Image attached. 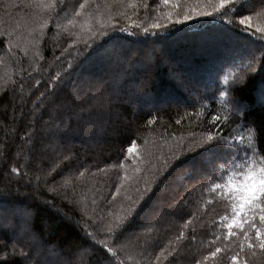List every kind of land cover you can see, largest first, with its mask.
<instances>
[{"label": "trees", "instance_id": "16d2710c", "mask_svg": "<svg viewBox=\"0 0 264 264\" xmlns=\"http://www.w3.org/2000/svg\"><path fill=\"white\" fill-rule=\"evenodd\" d=\"M38 2L0 0V216L8 219L0 228V264H24L20 249L30 254L31 264H54L53 250L67 255L90 245L88 233L113 247L116 236L108 228L143 193L142 177L173 151L207 143L209 132L223 137L224 147L237 136L247 145L251 136L256 154L264 155L259 131L264 128V66L254 63L252 72L245 67L250 54L261 57L259 36L211 17L179 25L178 32H143L158 16L173 13L175 18L204 0L200 5L148 0L150 10L141 8L137 15L125 7L130 0H94L86 9L90 15L75 18L73 6L83 0H67V8L58 4L50 11ZM246 2L257 11L264 7V0ZM253 23L264 28V17L254 16ZM105 34L122 42L112 57L93 53ZM239 76L243 81L233 86ZM232 97L244 106L246 118L233 110ZM214 115L221 116L218 126ZM132 141L138 149L129 156ZM217 156L222 158L207 165L196 157L191 168L177 169L161 184L149 205L152 219L141 214L119 236L120 244L134 242L124 251L114 247L124 264H157L156 256L158 264H195L209 250L230 243L217 221L230 216L231 208L211 186L224 182L227 173L220 166L231 168L235 153ZM117 186L121 191L114 199ZM25 212L40 234L38 242L24 233ZM181 232L184 237L176 241ZM172 247L178 254L169 255ZM87 259L104 264L99 245ZM207 264L229 262L217 258Z\"/></svg>", "mask_w": 264, "mask_h": 264}, {"label": "snow or ice", "instance_id": "6c2138e0", "mask_svg": "<svg viewBox=\"0 0 264 264\" xmlns=\"http://www.w3.org/2000/svg\"><path fill=\"white\" fill-rule=\"evenodd\" d=\"M94 0H83L79 3L78 8H74L72 12L73 18L80 15H90L86 12V9L92 7ZM123 3V0H114V3ZM154 2V0H153ZM173 0H162V3L168 5ZM198 5L201 4V0H196ZM63 5L67 8V0H39L38 6L43 7L46 10H54L57 6ZM99 8V5L96 6ZM125 7H131L133 9V15H137L141 8L146 11L150 10L148 0H130L125 4ZM67 15V13H66ZM264 17V7H261L259 11L255 8H249V3L246 0H204L202 6L192 7L183 13H167L158 16L155 22L151 23L148 27L143 28V32L148 35L150 29L165 30L167 34L168 30L180 31L179 25H184L188 21H195L200 17H211L215 21L222 22L223 25L230 29H239L243 32L251 31L252 36H259L261 47L258 51L261 52V57H257L255 54H250L248 64L245 66L247 72L255 71L252 67L254 63L259 62L261 66H264V28H257L253 23V17ZM161 20L164 22L162 23ZM75 20L69 19L68 24L74 25ZM43 28L44 25H41ZM91 31V29H90ZM101 33L103 30L101 29ZM152 35L157 33L153 32ZM87 47V42H85ZM122 47V42L119 37L114 35L105 34V39L97 43L93 47V53L102 57H112L117 54L118 48ZM89 53V55L93 54ZM58 59V58H57ZM88 59L86 56L80 63L83 64ZM233 63H235L233 61ZM243 70V69H242ZM247 73H245L246 75ZM60 79L59 74L51 83L52 87L56 86V81ZM244 77H233L231 84L237 85L243 81ZM87 82V81H85ZM224 84L229 85L227 77L224 78ZM41 81H36L39 85ZM23 88V84H21ZM234 87L229 88L228 91H234ZM219 91V89H217ZM228 94L225 91H220V96ZM45 93H41L44 96ZM262 99H264V91L261 93ZM35 103V102H34ZM231 104L234 111L244 112L246 118L247 112L243 105L240 104L238 98L232 97ZM212 121L218 126L221 120L220 115L212 116ZM151 123V121H149ZM247 123V120H245ZM179 123V121H178ZM260 133L264 134V128L259 129ZM57 138L62 136V133L57 130ZM206 140L208 141L198 149H182L180 151H173L170 159H164L157 169L153 166V170L144 175L142 179L145 183L143 193L132 201L127 210V214L123 216H117V223H114L108 228L109 234H115L116 240L113 241V247H109L105 240H96L95 235L88 233L87 236L91 238L92 243L84 246L79 245L72 253L64 255L58 250L57 259L54 264H90L87 259L96 250V245L100 246L105 259L104 264H124L119 259V254L114 251V247H119L121 251L126 250L128 247H132V241H127L123 244L118 243L119 236L123 235L125 230L132 222L141 214L152 219L149 205L150 202L156 197L157 192L160 190L161 184H163L169 176H172L177 169H181L184 166L192 167L190 163L196 157H199L202 164H214L218 157L217 153L220 151L235 153V158L232 159L231 168H225L220 166V171L226 172L227 176L224 178L223 183H213L211 186L212 192H219L224 197L226 206L231 208V215H225L220 217L217 223L222 224L223 228L227 230V234L223 237L225 241L230 243L224 244L223 247H215L214 250H209L207 255H204L201 259L195 261V264H207L211 260L217 258L227 259L229 264H264V155H257L255 151V144L250 136L248 138L247 145L244 144V138L242 136L235 137L229 147H224L227 143L223 140V137L213 135L211 132L207 134ZM138 145L135 141H132L127 148L129 156L134 155L137 152ZM195 151V156L192 153ZM243 151L244 155H240ZM252 153V156H249ZM67 159V157H65ZM239 161V163H237ZM228 164V161H224ZM122 166V165H120ZM99 171H103L99 169ZM136 172H140V168L135 169ZM12 172L19 174V168H13ZM83 175V173H81ZM190 175V173H188ZM127 178V177H126ZM121 191L120 186L116 187L115 196L119 195ZM139 191V189L137 190ZM3 195V193H0ZM130 199V198H129ZM8 226V219L5 216H0V228ZM24 233L29 236L34 242L40 241V234L35 232L31 227V217L24 213ZM115 229H119V232H115ZM235 229V231L233 230ZM184 237V233L181 232L176 237V241L181 240ZM220 239L219 236L216 237ZM192 240L195 241L196 237L193 236ZM173 242L170 241L169 245ZM235 245V247H233ZM13 252H16L17 245H12ZM165 249H161L163 253ZM177 253V248L172 247L169 255ZM229 253H231L229 255ZM24 258V264H31L30 254L25 253L23 249L18 253ZM156 262L160 261L161 257L156 256Z\"/></svg>", "mask_w": 264, "mask_h": 264}]
</instances>
